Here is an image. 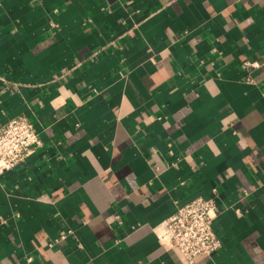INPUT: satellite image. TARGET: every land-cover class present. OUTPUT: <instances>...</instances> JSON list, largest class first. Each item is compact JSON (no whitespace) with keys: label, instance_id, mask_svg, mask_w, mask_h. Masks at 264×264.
<instances>
[{"label":"crops","instance_id":"0c3cea01","mask_svg":"<svg viewBox=\"0 0 264 264\" xmlns=\"http://www.w3.org/2000/svg\"><path fill=\"white\" fill-rule=\"evenodd\" d=\"M18 115L0 264H183L156 226L195 196L223 247L193 264H264V0H0Z\"/></svg>","mask_w":264,"mask_h":264},{"label":"built area","instance_id":"2783aa9c","mask_svg":"<svg viewBox=\"0 0 264 264\" xmlns=\"http://www.w3.org/2000/svg\"><path fill=\"white\" fill-rule=\"evenodd\" d=\"M40 144L38 131L26 116L18 115L1 124L0 174L20 163ZM217 214L218 207L213 197L195 196L186 202L176 203L174 211L156 226L157 236L183 264H193L211 257L223 247L214 228ZM115 218L117 223H121L119 215ZM68 234L69 231L59 233L49 243L63 240Z\"/></svg>","mask_w":264,"mask_h":264}]
</instances>
